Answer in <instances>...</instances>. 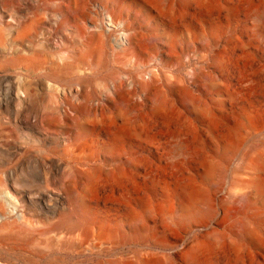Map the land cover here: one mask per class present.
<instances>
[{
	"label": "rangeland",
	"instance_id": "rangeland-1",
	"mask_svg": "<svg viewBox=\"0 0 264 264\" xmlns=\"http://www.w3.org/2000/svg\"><path fill=\"white\" fill-rule=\"evenodd\" d=\"M93 1L0 0V264H264V0H102L121 54L87 36ZM49 79L84 86L69 141Z\"/></svg>",
	"mask_w": 264,
	"mask_h": 264
},
{
	"label": "built area",
	"instance_id": "built-area-1",
	"mask_svg": "<svg viewBox=\"0 0 264 264\" xmlns=\"http://www.w3.org/2000/svg\"><path fill=\"white\" fill-rule=\"evenodd\" d=\"M83 23L87 36L93 37L101 35L110 44L113 53L121 54L132 49L133 31L130 22L125 18H119L112 11L111 6L102 0H95L88 6L87 15L81 20ZM75 29V26H71ZM69 28L72 30V28ZM87 37L81 42V45L75 52H82L87 44ZM133 62H137L132 58ZM93 70V68H92ZM89 72L92 73L93 71ZM126 88L133 90L135 84L130 78L125 76ZM25 82L24 79H16L14 81L16 87H20ZM41 88L37 91H42L44 94L54 99V104L60 110L62 120L65 117H75L77 107L81 106L84 101V86L83 83H59L54 80H42ZM116 94V83L112 78H108L97 96L93 97L90 104L94 108L106 106ZM21 96L24 95L21 93ZM141 99V97H139ZM51 135L56 138L65 139L69 141L68 132L61 127L59 132L56 130H48Z\"/></svg>",
	"mask_w": 264,
	"mask_h": 264
},
{
	"label": "bare ground",
	"instance_id": "bare-ground-1",
	"mask_svg": "<svg viewBox=\"0 0 264 264\" xmlns=\"http://www.w3.org/2000/svg\"><path fill=\"white\" fill-rule=\"evenodd\" d=\"M72 5H73L72 6V10L75 11V12L81 13V14H84L85 11H86V8H87V3H85V0H72ZM111 9H112V7H111ZM112 11H113V9H112ZM132 47H133V37H132ZM33 63H34V61L32 62V59L30 57L28 58V57H22V56H20V57H16L15 56V57L9 58L4 65H7L8 67L14 68V67H19L21 65H29V64H33ZM148 89L150 90L149 87H148ZM177 89H179V88H177ZM119 98H120L119 100L122 101L121 103H124V104L126 103L127 104V102H128L127 98H125L123 95H120ZM84 111L85 110H83V112ZM63 121L64 120H62V122ZM56 123L58 125L60 124V126L63 127L64 129L67 128V126H68V123H64L63 122V125L61 124V122L60 123L56 122ZM79 130H82V129H79ZM69 139L71 140V137ZM91 178H93V177H91ZM75 187H76V185L74 183H70V185H69V193H70L71 197L77 194V190L75 189ZM67 221H68V217L67 218H63L61 223H66Z\"/></svg>",
	"mask_w": 264,
	"mask_h": 264
},
{
	"label": "crops",
	"instance_id": "crops-1",
	"mask_svg": "<svg viewBox=\"0 0 264 264\" xmlns=\"http://www.w3.org/2000/svg\"><path fill=\"white\" fill-rule=\"evenodd\" d=\"M18 56H21V55H18ZM27 56V55H26ZM33 57V60H34V63L33 64H29V65H21V66H19V67H14V68H18V69H25L26 71H31V72H33V73H35L36 72V70H38L41 66H37V63H36V58L33 56V55H31V54H28V56L27 57ZM31 57V58H32ZM13 68V69H14Z\"/></svg>",
	"mask_w": 264,
	"mask_h": 264
},
{
	"label": "water",
	"instance_id": "water-1",
	"mask_svg": "<svg viewBox=\"0 0 264 264\" xmlns=\"http://www.w3.org/2000/svg\"><path fill=\"white\" fill-rule=\"evenodd\" d=\"M61 127V126H60Z\"/></svg>",
	"mask_w": 264,
	"mask_h": 264
}]
</instances>
